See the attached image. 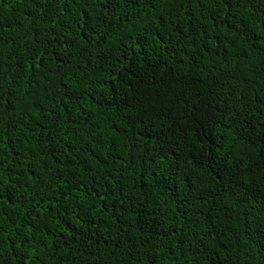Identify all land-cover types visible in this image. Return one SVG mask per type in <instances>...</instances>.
Instances as JSON below:
<instances>
[{
    "label": "trees",
    "instance_id": "trees-1",
    "mask_svg": "<svg viewBox=\"0 0 264 264\" xmlns=\"http://www.w3.org/2000/svg\"><path fill=\"white\" fill-rule=\"evenodd\" d=\"M0 264H264V0H0Z\"/></svg>",
    "mask_w": 264,
    "mask_h": 264
}]
</instances>
